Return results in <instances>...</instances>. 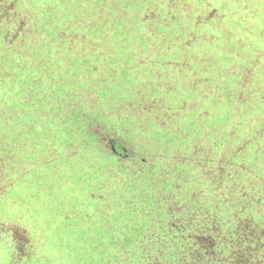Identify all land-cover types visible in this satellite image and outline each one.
<instances>
[{
  "label": "rangeland",
  "instance_id": "374dc122",
  "mask_svg": "<svg viewBox=\"0 0 264 264\" xmlns=\"http://www.w3.org/2000/svg\"><path fill=\"white\" fill-rule=\"evenodd\" d=\"M263 55L264 0H0V264L131 260L169 184L197 158L218 165L227 129L252 136L217 117L236 93L221 74L252 65L249 86L264 84ZM258 97L235 100L244 126L264 116ZM255 157L235 177L264 231Z\"/></svg>",
  "mask_w": 264,
  "mask_h": 264
},
{
  "label": "trees",
  "instance_id": "16d2710c",
  "mask_svg": "<svg viewBox=\"0 0 264 264\" xmlns=\"http://www.w3.org/2000/svg\"><path fill=\"white\" fill-rule=\"evenodd\" d=\"M155 12L160 13V10L157 9ZM168 15L174 19L173 11ZM12 39L13 36L9 38L10 41ZM7 40L8 38H4L5 43ZM188 40L184 45L192 48L195 43L191 37ZM57 59L58 56L52 58L51 61L56 62ZM48 62L50 61H42L39 67ZM262 62H264V58ZM257 70L254 67L252 69V65H250L247 66L244 74H240L239 67L233 68L230 70L231 72L225 71L224 74H221L225 80L227 76L234 77L236 93L233 94V106L226 115L216 113L219 120L221 118L229 119L231 116L238 130L246 128L252 131V136L242 140L240 131L227 129L226 133L230 132L229 137L234 141L229 145H223L231 148L222 147L219 160L207 159L209 164H212L211 162L218 163L215 167L210 168L215 172L211 173L210 169L203 171V168L208 169V167L204 165L202 168L203 159L201 157L196 159L201 165L195 166V163L193 171L191 168H185L184 178L186 181L182 182L183 184L178 182L169 184L171 189L162 199V205L150 213L151 226L141 236L138 246H135V254H132L134 256H128L131 260L129 259L123 264H264V231L258 229L249 214L250 205L247 200L249 192L246 190V184L235 177L236 172L239 175L248 174L254 169V166L251 168L248 166L246 158L256 156L253 158L256 160L258 155L264 153L261 145V143L264 144V116L261 119L259 116L258 119H255V126H244L242 124L244 114H242V110L236 108L238 104H235V100L239 101L243 108L248 94L253 93L259 95L261 99L259 105L264 107V84L250 87L252 86L251 79L255 75L254 71ZM193 85L196 87L197 84ZM256 125L257 130H255ZM244 131L246 130L244 129ZM116 143L120 142H115L114 146H118ZM232 148L233 150H231ZM117 149L121 152L125 151L121 146ZM257 162L259 163L260 160ZM206 171L209 177L213 175V185L206 194H202V175ZM226 183H231V185L225 186V190L222 189V192H217ZM226 190L239 192L245 199L242 201L246 204L240 207L238 200L231 197ZM253 202L258 205L257 198ZM126 250L125 254L131 252Z\"/></svg>",
  "mask_w": 264,
  "mask_h": 264
},
{
  "label": "flooded vegetation",
  "instance_id": "af4514ba",
  "mask_svg": "<svg viewBox=\"0 0 264 264\" xmlns=\"http://www.w3.org/2000/svg\"><path fill=\"white\" fill-rule=\"evenodd\" d=\"M116 144H118V143H116ZM120 146L123 147V145L121 143H119L118 146H114L115 147L114 150L118 151L117 148L120 147Z\"/></svg>",
  "mask_w": 264,
  "mask_h": 264
}]
</instances>
